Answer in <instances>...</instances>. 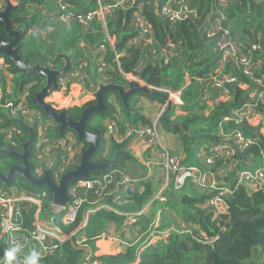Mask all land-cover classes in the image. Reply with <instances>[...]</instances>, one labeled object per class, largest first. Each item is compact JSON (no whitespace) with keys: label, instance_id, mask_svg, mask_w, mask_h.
<instances>
[{"label":"trees","instance_id":"16d2710c","mask_svg":"<svg viewBox=\"0 0 264 264\" xmlns=\"http://www.w3.org/2000/svg\"><path fill=\"white\" fill-rule=\"evenodd\" d=\"M112 1L15 0L17 8L11 12L9 19L13 30L25 31L19 50L21 59L31 65L60 69L64 66V60L55 58L60 54L66 55L72 65L67 75L84 74L85 79L80 84L84 90L92 93H95L100 85L108 84L127 89L125 76H133L145 82L160 70L161 76H154L150 86L179 92L185 114L178 117L177 122L182 125L183 130L178 127L169 130L178 134L188 156L193 154L191 149L197 142L202 145L209 143L205 142V139L214 140L216 137L213 134L218 132L222 118L229 116L234 110L250 103L255 105L256 113H264L261 99L253 100L249 96L253 91L250 90L253 85L257 87L255 89L257 93L264 87V78L255 71L257 63L264 55V0H230L224 6L218 4L216 0H186L188 10L194 11V14L176 23H170L161 15L164 0H139L136 7L131 5L114 9L105 22L98 19L86 24L77 22L78 15L97 10L100 5L110 4ZM137 14L141 15L149 26L148 44H130L136 35L131 17ZM64 16L68 19L67 23L59 20ZM220 16L224 18L221 22L222 28H228L230 36L236 40L237 56L251 59L252 76L238 73L237 65L233 61L223 64L218 58V50L213 40L207 38L208 32L212 30ZM0 35L5 41L9 40L4 34L1 22ZM100 46L104 48L102 51H98ZM253 46H259L260 49L253 50ZM3 60L7 67L6 75L11 78L7 84L13 87L16 93L22 92L27 86L25 102L28 109L37 111L43 120L47 119L32 102L35 93L43 88L44 78L38 75L26 76L21 70L15 69L14 64L7 58ZM102 62L106 64V68L101 67ZM221 72L236 75L235 77L245 84L246 88L238 84L229 86L228 100L218 103L205 116L208 107L200 97L203 84ZM186 78L190 79L189 83L186 82ZM255 79H260L259 85L253 82ZM132 83L138 86L136 82ZM2 86L6 89V81ZM211 89V93L216 95L212 84ZM216 90L223 95L221 90ZM16 93L12 96L13 101ZM162 94L168 96L166 92ZM9 95L3 93L0 98V131L2 128L14 126L20 130V135L18 139L13 136L10 142L14 145H10L4 141V134L0 133V149L21 153L22 144L27 141L29 134L15 121L18 118L10 116L12 107H6L4 104V100L10 98ZM141 96L166 104L165 100L157 97L134 94L127 110L123 107L118 94L110 93L105 96L109 110L101 114H92L85 127L89 133L95 131L100 133L101 143L91 161L102 165L114 162V165L108 170L91 171L88 179L81 180L101 179L105 175L113 176L114 171H120L132 183L124 192L120 191L116 184L110 183L104 190L95 188L81 193L84 203L75 220L65 223L62 219L64 213L52 214L51 193L46 187L37 188L20 177H15L10 185L0 181V190L5 194L14 191L15 194L26 196H40L42 192L46 195L40 213L46 216L47 220L52 219V225L65 239L63 241L48 239L46 244L52 248L40 255L38 264H79L85 249L89 250L92 262L99 264H247L257 249L264 252V187L252 191L244 186L235 188V180L231 181L232 176L227 173L222 181L224 186L228 184L233 192L226 201L225 213L215 214L210 208H205V202L212 194L203 193L193 197L199 184L194 185L195 183L186 181L182 187L175 189L172 179L169 184L170 196L166 204L168 206L174 203V206L177 205L181 209L178 211L180 221L188 227L185 230L181 227L176 228L168 233L164 241L158 240L142 251H138V245H129L125 251L118 254H97L99 248L96 241L107 233L109 225L112 224L115 230H120L124 226L126 215L143 211L157 190L158 184L151 179H145L146 166L128 152L129 142L104 138L105 122L110 119L122 133L127 127L137 128L139 123L144 127L151 126L150 121L135 108L137 99ZM111 97H114L113 103L109 102ZM94 103L93 100L80 107L68 108L66 113L73 120H79L83 110ZM172 111L173 109L168 112V116ZM115 113L120 114L119 119H115V115L111 116ZM162 124L167 129L163 121ZM52 125L45 131L52 139L59 140V127L53 122ZM31 126L36 136L37 126L34 124ZM221 130L226 137L234 131H240L245 138L254 140L246 150L232 156L235 170L245 169L243 162L256 168L264 159V145L257 141L255 131L247 126L246 122L224 124ZM66 133H72L76 137L70 130ZM80 144L82 153L86 144L83 142ZM33 149L35 150L34 146L30 148V163L34 174L35 169L39 167L37 156L40 151ZM63 156V152H56L57 163H60ZM79 160L80 156L76 158V164L66 171L73 169ZM229 163L230 160L221 159L214 163L211 170L217 173L220 168L228 167ZM18 164L19 161L13 156L0 153V172L3 175L7 174L11 166ZM201 171L203 172V169ZM120 180V177L114 178V181ZM203 180L205 177L201 182ZM77 181L72 182L69 187ZM10 189L12 191H9ZM171 196L176 198L172 199ZM19 206L21 230L15 234L17 237L24 236L33 229L37 211L36 206L28 202H21ZM108 207L110 209H107ZM92 210L95 212L89 214L88 212ZM149 224L144 220V215H141L132 228L139 226L146 231ZM162 227L159 225L156 231L162 232ZM7 241L8 236L0 231V264L5 259Z\"/></svg>","mask_w":264,"mask_h":264},{"label":"built area","instance_id":"2783aa9c","mask_svg":"<svg viewBox=\"0 0 264 264\" xmlns=\"http://www.w3.org/2000/svg\"><path fill=\"white\" fill-rule=\"evenodd\" d=\"M139 0H113L110 4L100 5L97 10L89 11L86 14L78 15L76 20L79 24H86L91 22L93 19H98L102 22H105L106 18L111 15L112 11L116 8H126L131 5L136 7L138 5ZM177 1V0H176ZM175 0H164L163 7L161 9V15L168 20L170 23H176L184 18H187L194 14V11L188 10V4L186 0H180L176 3ZM230 0H216L220 5H226ZM142 5H140L141 7ZM223 16L218 17L216 19L215 24L211 31L208 32L207 38L213 40L215 44V48L218 50V58L221 60L223 64H227L229 61L235 62L240 71L245 76H252V62L251 59L246 58L245 56H237V44L236 40L230 36L228 28H222V20ZM59 20L67 23V17H61ZM132 25L135 27L136 35L131 40L130 44L139 45L141 43L148 44L149 38L147 35L149 34V26L145 23L143 17L139 14L133 15ZM219 32L220 34H216ZM104 48L100 46L98 51H102ZM253 50H259V46H253ZM102 68H106L105 63H101ZM6 65L4 61L0 59V98H2L3 93L9 95V99L6 98L4 100V104H8L11 106L12 112H16L19 109L23 114L27 115L28 120L31 124L37 126L36 129V138H35V149L37 151H42L45 156L48 154L45 152L46 149H49L51 153H55L61 147L65 150L63 151V158L60 163H57V157L54 156L56 162H49L48 166L52 170L53 180L58 182L62 175L66 172V170L72 165L76 164V158L80 156L81 148L77 146L76 141L74 140L75 148L71 149L67 146L66 143L62 142V139L54 140L46 133V128L50 125L48 121L41 119L40 115L34 111L28 109L25 103L26 93L15 95L14 101L12 100V91L10 90L9 84H7L11 78L6 75ZM84 74H75L73 78H84ZM127 78H132L135 81L137 80L133 76H127ZM6 81V89L3 88L2 83ZM138 81V80H137ZM211 84L215 89L221 90L224 94H228V87L234 84H238V79L231 74H227L226 72H221L218 76L211 78ZM168 93L169 99L176 95V105L177 109L183 108V102L179 98V92H172L165 90ZM250 97L254 100L255 94H251ZM258 98L261 99V102L264 104V87L262 91L259 93ZM20 103V104H19ZM24 105V107L22 106ZM22 106L21 108H19ZM254 104L247 103L243 107L238 110H234L229 116H225L222 118V122L219 125L220 132L223 124H242L244 122H248L251 120V117L255 115ZM259 114V113H257ZM133 133L136 136H141L142 139L148 141L150 147H155L159 144V134L158 132L152 128L144 127V128H135L132 129ZM0 133L4 134V141L10 143V145H14L10 140L13 136H16L18 139L20 135V130L15 127L4 128ZM228 140H232L234 144H236L237 148L235 151H244L250 145H252V141L245 138L240 131H234L230 136L226 137ZM161 159L162 166L165 169L166 176L169 175L173 179V184L175 188L182 187L186 181L193 182L195 184L202 183L203 174L201 169L197 166H185L182 164L181 159L177 153L169 152L166 149H161ZM234 149L230 148L226 144H218L209 146L206 151H202L201 153V162L206 165H213L215 162L221 159H231L235 154ZM200 173V175H199ZM103 179V180H102ZM127 182L125 184L132 185L131 181L128 178H125ZM112 182V176L106 175L101 179L94 180H78L68 189V196L70 197V202L66 207H53L52 214L59 215L60 213H64L63 222L71 223L75 220L77 212L81 208L84 203V199L81 196V193H86L89 190H93L95 188H99L104 190L103 186H107ZM123 183V184H124ZM239 186H244L248 188L252 186V190H255L258 187H264V159L256 168H246L236 172L235 175V188ZM249 190V191H252ZM212 196L208 198L207 207L210 208L215 214H222L226 212V201L229 196L232 194L233 189L230 187H212ZM46 197L45 193L42 192L40 196H26L23 194H15L14 191L11 194H5L0 190V231L8 236L7 241V249L6 251L19 244L21 245L19 251L17 252V264H23L25 258L33 251L39 253V256L42 255L45 251L51 250L50 247L47 246L46 241L48 239H55L58 241H63L65 237H63L59 230L52 225V219L49 220L47 227L39 222L41 213L40 208L42 203ZM158 198L156 195L155 198H152L155 201ZM44 199V200H43ZM28 202L34 206H36L37 211L35 213V223L33 229L29 230L25 233L24 236L17 237L15 234L21 230V208L19 203ZM150 203V204H151ZM93 211H89L88 213H92ZM87 213V214H88ZM143 211L134 214H127L125 218L124 228L130 229L132 228L136 222L138 221L139 216H141ZM5 259L2 261L4 264ZM99 264L97 262H92L90 256H86L84 261L81 264Z\"/></svg>","mask_w":264,"mask_h":264},{"label":"crops","instance_id":"0c3cea01","mask_svg":"<svg viewBox=\"0 0 264 264\" xmlns=\"http://www.w3.org/2000/svg\"><path fill=\"white\" fill-rule=\"evenodd\" d=\"M11 3L13 5H15V0H10ZM0 6L3 7V1L0 0ZM132 18V22H133V16ZM44 36V34H43ZM257 68L256 70L259 71V74L262 75V78H264V55L262 56V59L259 63H257ZM255 69V68H254ZM238 70V73L241 72L240 68L237 67L236 71ZM237 73V74H238ZM242 73V72H241ZM235 75V74H234ZM236 76V75H235ZM260 79H255L253 82L257 85L260 84L259 82ZM186 82L189 83L190 79L186 78ZM66 83V81H65ZM74 85H77L79 87L80 92L82 93V98H80V100L78 102H70L68 107L65 108H71L74 106H82L90 101L94 100V93L90 92V91H86L84 90L82 87H80L81 85L76 84V82H73ZM238 85L242 86L243 88H246V85L239 82L238 80ZM10 90L12 91V95H14L16 93L15 89L13 87H10ZM215 90L216 95H214L211 89V81H205V83L203 84V92L201 93V99H203L206 103V106L208 107V111H205V116H207L210 111H212V109L220 102H224L226 100H228V97L226 94L223 93V95L220 94V92H218L216 89ZM55 93V92H53ZM53 93H51V95L49 97H55V95H53ZM251 94H255V98H258V94L256 91H252L249 96ZM176 98L177 96L174 95L170 98L172 104H173V111L172 114L170 116H166L167 121H169L170 124H174V123H178L177 122V118L180 117L181 115H184L185 113L183 112V110L177 109L175 107L176 105ZM136 107L139 109L140 113L142 115H144L147 119H149L151 122V126L149 128H152L153 130L155 129L158 134H159V144H157L155 147H150V146H144L145 142L142 143L141 140L142 139L141 136H136L135 134H131V130L132 128H125V132H121V135H116V138L113 140L116 141H121L123 139H130L132 138V140H129V145H128V149L134 152L133 154H131L132 156H134L139 162H141L143 165L146 166L147 169V175L145 177V179H151L152 182H154L157 185V190L154 193V195L152 196L153 198H155V196L157 195L158 198L153 201V203H151V201H149L144 209H143V213L142 215H144V220L147 221V223L150 224L147 226V230L143 231L141 227L139 226H135L134 228H130V229H125L124 227H122L120 230H115V228L113 227V225H109V230L108 232V238L106 236H102L101 238H99L96 241V245H98V248H101L102 246L104 247V249H100L97 251V254H118L120 252L125 251V249L129 246V245H138V251H142L145 247H148L151 244H154L156 241L158 240H165L166 236L168 235V233L174 231L176 228L181 227L183 228V230H185V228H187L188 226H185L179 218L178 215V211H181V209L176 205L174 206V203H171V205L168 204L167 207V200L170 196V191H169V184L172 181L171 176L169 177L166 176V172L165 169L162 166V159L160 156V161L158 162L157 166L161 171V178H158V173L155 170L156 168H153V165L155 166L154 163H152V161H156L158 158L157 155V151L160 153L161 149H166L169 152H173V153H177L181 159V162L183 165L185 166H197L199 169H203V171L207 170V168H209V166H202L201 162V153L202 151H206V149L211 146V145H218V144H226L228 145L230 148L234 149V151L236 150L237 146L236 144H234V142L232 140H228L226 139V135L224 134V131L220 132V129L218 130L217 133H214L213 136H215L216 138L212 141L205 139V142H209V143H204L202 145H200V143L198 144V142L196 144L193 145L191 151L193 154L189 155L184 151L182 142L179 140L178 134L170 131L169 129H172L170 127L167 126V124L165 123V121L162 119V105L161 103H159L156 100H149L148 98L141 96L137 99V103H136ZM158 108L161 110V116L159 117L158 114ZM163 123L165 124V126L167 127V129H165L163 127ZM247 126L251 127L254 131H255V137L256 139H260V143H263L264 145V117L262 114H257L255 113L254 117H251V120L246 122ZM108 125V122H105V126ZM224 125V124H223ZM52 127V126H51ZM139 128H144L143 126H140ZM179 128V127H178ZM256 133L259 134V137H257ZM118 136V137H117ZM119 138V139H118ZM254 141V140H253ZM254 143V142H253ZM200 145V146H199ZM140 147L142 149V151H140ZM191 148V146H190ZM239 152L241 151H235L236 155H239ZM223 160V159H222ZM230 160V163L228 165V167L226 166L225 168H220L219 171L217 173H215V171L213 170H208L206 171L207 173L205 174V180H203L202 183H200L196 189V192L193 194V197H196L198 195H201L203 193H208L212 194V192L210 191V188L212 190V187L217 186V187H229L228 184H226L227 186H224V181H222L223 179H225L227 173L231 174V181L235 180V175L236 172L238 170H235V161L231 160V159H227ZM243 168H252L250 166H247L245 162L242 163ZM40 168H37L36 170L39 172ZM151 169V170H150ZM212 173V175H211ZM208 174L211 175V178L208 177ZM130 180V179H129ZM196 185V184H194ZM130 186H128L127 184H122L121 190L122 192H124L125 190H127ZM175 188V187H174ZM175 189H179V188H175ZM12 191V190H10ZM84 193V192H82ZM172 199H175L176 196H171ZM208 200V199H207ZM171 202V201H170ZM151 203V204H150ZM161 207L163 208V210H161L160 212H158L157 208ZM205 208H207V202H205ZM166 209V210H165ZM150 214H153L154 216L159 215V218L156 220L155 224L152 222V220L150 219V217H148ZM40 220L42 221V223L47 227V224L49 222V220H47L46 216L41 215L40 216ZM150 220V221H149ZM160 226L162 227V232H157L156 229L159 228ZM111 234L116 235V237H114L113 239H111ZM133 234V235H132ZM107 238V240H106ZM123 242L125 244H123ZM119 246V247H118ZM90 253V252H89ZM88 253V255H89ZM247 264H264V252H262L260 249H257L255 251L254 257L252 258L251 261H249Z\"/></svg>","mask_w":264,"mask_h":264},{"label":"water","instance_id":"95a60500","mask_svg":"<svg viewBox=\"0 0 264 264\" xmlns=\"http://www.w3.org/2000/svg\"><path fill=\"white\" fill-rule=\"evenodd\" d=\"M2 1L3 8L0 7V22L3 24L4 34L9 40L5 41L0 35V57L7 58L14 64L15 69L21 70L26 74V76L38 75L44 78L45 84L39 92L35 93L34 98L32 99L33 104L45 115L48 120L58 125L60 137H63L67 130H71L75 133L78 141L86 144L78 165H76L73 169L66 171L57 183L52 178V170H47L43 176L37 177L35 176V173L33 174L30 163V148L35 144L34 128L27 126L26 124H23L21 120L16 119L15 121L18 125L28 131L29 136L27 141L22 144V153H17L10 149H0V153L13 156L15 159L22 162V166H11L6 175H3L0 172V181L3 184L10 185L15 177H20L37 188L46 187L51 193L52 204L57 207H66L70 202L68 189L72 182L83 178L88 179L91 171L108 170L114 165V162L102 165L91 161L101 143L100 133L99 131L89 133L85 128L92 114H101L109 110V107L106 104L105 96L110 93L118 94L123 107L127 110H129V101L134 94H142L165 100L166 109L162 114V119L168 127H179L183 130L180 123L169 124L166 119V116L172 106V102L168 96H165L156 90H151L149 87L150 81L154 76H161L160 70L148 78L142 86H135L132 81L127 80V89L112 84L100 85L94 94L95 103L83 110L79 120H73L70 118L67 115L66 110H56L53 108L45 100L51 93L60 90L61 86L58 82L66 77L72 67L70 58L63 54L56 56L55 60H64V66L60 69H51L50 67L31 65L27 61L22 60L19 55V50L25 31L24 29L13 30L9 19L11 12L14 11L17 6L13 5L10 0ZM256 135L259 137L258 133H256ZM257 141H260V139L258 138ZM230 201H232V199ZM88 253L89 250L85 249V254L81 258L79 264L82 263Z\"/></svg>","mask_w":264,"mask_h":264},{"label":"rangeland","instance_id":"374dc122","mask_svg":"<svg viewBox=\"0 0 264 264\" xmlns=\"http://www.w3.org/2000/svg\"><path fill=\"white\" fill-rule=\"evenodd\" d=\"M257 73L256 74H258L259 73V71H257V70H255ZM69 78H73V74L71 73L69 76H68ZM5 78V77H4ZM74 79H76L78 82L76 83V84H79L80 85V83H81V81L82 80H84L85 78H74ZM125 79L127 80V81H132V82H136L137 84H138V86H142V85H144V83L145 82H143V81H140V80H138L137 78V80L135 81L134 79H132V78H127V76H125ZM60 85L62 86V89L61 90H59V91H57V92H55V93H53V95H55V97H47L46 98V102L48 103V104H50L53 108H55L56 110H61V109H65V107H68L69 106V103L70 102H78L79 100H80V98H82V93L80 92V90H79V87L77 86V85H74V83H71L70 85H69V87H66V85H65V82L64 81H62V82H60ZM150 85V84H149ZM80 87H82V86H80ZM150 87V89L152 90H156V91H158V92H160V93H162V92H165V90H168V91H170L169 89H166V88H163V89H156V88H153L152 86H149ZM25 88H27V86L25 87ZM66 88V89H65ZM257 87L256 86H252L251 88H250V90H253V92L255 91V89H256ZM98 90V89H97ZM169 98V97H168ZM12 100H13V98H12ZM113 100H114V97H111L110 99H109V102L110 103H113ZM115 101V100H114ZM20 104V103H19ZM6 105V107H8V104H5ZM162 105V112H164V110L166 109V104H161ZM23 107H24V105H22ZM22 106H20L19 108H21ZM135 108H137V107H135ZM138 109V108H137ZM140 112V111H139ZM161 110L158 108V114H159V117L161 116ZM10 114V116H13V117H16V118H18V119H20V120H22L23 122H24V120H25V122L26 123H28L29 124V126L31 125V122L28 120V118H27V115L26 114H23L22 113V111L19 109L18 111H16V112H10L9 113ZM260 114H262L263 115V117H264V113H260ZM115 115V116H114ZM111 116H114L115 117V119H119L120 118V114H112ZM144 116V115H143ZM110 117V116H109ZM144 118L145 119H147L145 116H144ZM147 120H149V119H147ZM150 121V120H149ZM108 123H109V125H107L106 126V132H105V134H104V138L105 139H115L116 138V135H121V131H120V128L116 125V123L114 122V121H111V119L110 120H108L107 121ZM151 122V121H150ZM140 126H143V125H141L140 123L138 124V126H137V128H139ZM71 131V130H70ZM131 134L133 135L134 133H133V131H131ZM118 137V136H117ZM60 139H62V142H64V143H66L67 144V146L69 147V148H71V149H74L75 148V144H74V140L76 141V143H77V146L79 147V148H81L82 149V144H80V142L81 141H78L77 140V138L72 134V133H65L64 134V136L63 137H60ZM119 139V138H118ZM123 140H126L127 142H129V140H132V138H130V139H123ZM122 140V141H123ZM116 141V140H115ZM142 141V143L143 142H145V144H144V146H145V148H146V146H149V143H148V141L146 140V138L144 139V140H141ZM117 142H121V141H117ZM34 150V149H33ZM62 150H65V149H63L62 147L60 148V149H58L57 151H60V152H63ZM127 150H128V152L130 153V154H133L134 152L131 150V152H130V150L127 148ZM35 151V150H34ZM42 151H44V150H42ZM42 151H40V152H38V156H37V158H38V160H39V164L38 165H40V164H43V166L45 167V169H47V170H49V168L47 167L48 166V163L49 162H51V163H53V162H56L55 161V158H54V156H56V152L55 153H51L50 151H49V149H46L45 150V152L48 154V156H45L43 153H42ZM140 151H142V149H141V147H140ZM83 153V152H82ZM82 153H80V157H81V155H82ZM157 155H158V158H157V160L156 161H152V163H154L155 164V166L153 165V168H156L155 170L157 171V173H158V178H161L162 177V175L160 174L161 173V171H160V169L161 168H159L158 166H157V164H158V162L160 161V156H161V151H160V153L157 151ZM134 157V156H133ZM135 158V157H134ZM78 165V164H77ZM206 164H202V166H205ZM214 165L215 164H211V166L210 165H206V166H209V168H207V170H205V171H203V172H200V173H202L203 174V176H205V174L207 173L206 171H208V170H210L212 167H214ZM151 170V169H150ZM200 173H199V175H200ZM112 174H113V176H112V184H116V186H117V188H119V190L121 189V187H122V184L125 182H127V180L125 179V178H127L126 176H124L123 175V173H121L120 171H118V172H112ZM106 176V175H105ZM104 176V177H105ZM115 177H120L121 178V180H120V182H117V181H114V178ZM208 177H210L211 178V175L210 174H208ZM97 179H99V178H95V179H92V180H94V181H96ZM103 180V179H102ZM57 183V182H56ZM104 188L106 187V186H103ZM10 190H12V189H10ZM9 190V191H10ZM248 190H252V186L251 187H249L248 188ZM8 191V192H9ZM101 207H103V206H101ZM168 207V206H167ZM107 209H110V207H108ZM157 210H158V212H160L161 210H163V208H161V207H158L157 208ZM166 210V209H165ZM148 217H150V219L152 220V222L155 224V222H156V220L159 218V215H153V214H150ZM39 222H41L42 223V221L39 219ZM183 230V229H182ZM109 234H108V232L106 233V234H104V236H108ZM133 235V234H132ZM114 237H116V235H114V234H111V239H113ZM108 238V237H107ZM107 238H106V240H107ZM123 244H125L124 242H123ZM119 247V246H118ZM100 249H104V247L102 246L101 248H99V250Z\"/></svg>","mask_w":264,"mask_h":264},{"label":"clouds","instance_id":"9594fccd","mask_svg":"<svg viewBox=\"0 0 264 264\" xmlns=\"http://www.w3.org/2000/svg\"><path fill=\"white\" fill-rule=\"evenodd\" d=\"M1 8H3L2 6H0ZM61 21V20H60ZM0 59H2L3 60V58H1L0 57ZM4 61V60H3ZM76 74V73H75ZM75 74H73V76L75 75ZM70 75V74H69ZM69 75H66V77L65 78H63V79H61L59 82H58V84L60 85V82H62V81H66V83H65V85H66V87H69V85L71 84V83H73V82H78L76 79H74V78H69L68 76ZM81 85V84H80ZM61 86V85H60ZM62 89V86H61V88H60V90ZM66 89V88H65ZM59 91V90H58ZM23 92H25L26 94L25 95H27V88H24L23 89V91L22 92H17L16 93V95L18 96V94L19 95H21V94H23ZM95 94V93H94ZM51 95V94H50ZM49 95V96H50ZM16 97H14V99H15ZM26 103V102H25ZM27 106V105H26ZM171 109H173V104H172V106H171ZM30 110V109H29ZM32 111V110H31ZM34 112H36V113H38L37 111H34ZM39 114V113H38ZM40 115V114H39ZM13 117V116H12ZM40 117H41V115H40ZM42 119V118H41ZM20 120V119H19ZM22 121V120H21ZM45 121H48L49 123H50V125L47 127V128H49V127H51V126H53L52 125V122L50 121V120H47V119H45ZM22 123L23 124H26L27 126H29V124L28 123H26L25 122V120H24V122L22 121ZM31 126V125H30ZM12 127H14V126H12ZM32 127V126H31ZM144 127V126H143ZM46 128V129H47ZM3 129V128H2ZM48 135V134H47ZM50 137V136H49ZM35 138H36V136H35ZM35 147V146H34ZM36 150V149H35ZM93 211V210H92ZM95 211H93L92 213H94ZM90 214V213H89ZM20 247H21V245H19V244H17V245H15V246H13V247H11V248H9L6 252H5V261H4V264H17V252L19 251V249H20ZM87 256H90V253H89V255H87ZM39 259H40V256H39V253L38 252H36V251H33V252H31L26 258H25V260H24V262H23V264H38V262H39ZM85 259V258H84ZM84 261V260H83ZM82 261V262H83Z\"/></svg>","mask_w":264,"mask_h":264},{"label":"flooded vegetation","instance_id":"af4514ba","mask_svg":"<svg viewBox=\"0 0 264 264\" xmlns=\"http://www.w3.org/2000/svg\"><path fill=\"white\" fill-rule=\"evenodd\" d=\"M95 101V100H94ZM68 108H65V109H61V110H67ZM108 125H109V123H108ZM23 151V150H22ZM22 153V152H21ZM19 161V164H18V166H22V162L20 161V160H18ZM39 167L38 168H40V169H38L39 170V172L35 169V176H37V177H40V176H43L44 174H45V172L47 171V169H45V167L43 166V164H40V165H38ZM48 168H49V166H47ZM49 170H51L50 168H49ZM52 178H53V173H52ZM5 185H8V184H5Z\"/></svg>","mask_w":264,"mask_h":264}]
</instances>
